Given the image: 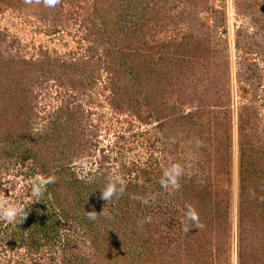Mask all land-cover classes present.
Listing matches in <instances>:
<instances>
[{"label":"rangeland","instance_id":"1","mask_svg":"<svg viewBox=\"0 0 264 264\" xmlns=\"http://www.w3.org/2000/svg\"><path fill=\"white\" fill-rule=\"evenodd\" d=\"M241 149L264 157V0H0V194L27 214L0 220V264H264V177ZM111 172L127 189L107 202ZM185 203L212 240L198 259Z\"/></svg>","mask_w":264,"mask_h":264},{"label":"clouds","instance_id":"2","mask_svg":"<svg viewBox=\"0 0 264 264\" xmlns=\"http://www.w3.org/2000/svg\"><path fill=\"white\" fill-rule=\"evenodd\" d=\"M25 4H43L47 8H55L61 3V0H24ZM184 175V168L179 163L169 162L162 168V176L160 179L161 188L165 190L177 191L180 188V179ZM57 182V177L52 174L47 177L43 175H37L31 182V195L34 197L33 201H40L48 185ZM127 189V183L125 179L116 172L109 173L104 181L101 190V199L109 202L114 197L119 198L124 195ZM253 197L255 193H252ZM133 199L139 200L142 205H148L150 200H154V197L134 196ZM31 201V202H33ZM100 214H105L102 211ZM26 210L23 206L14 204L7 200L3 194H0V220H5L9 223H21L26 218ZM86 216L89 220L97 219L96 211L86 212ZM184 220L181 222V230L189 232L190 228H202L203 225L200 222V216L197 209L191 203H185L183 210ZM152 218L150 216L145 217L140 224L151 223Z\"/></svg>","mask_w":264,"mask_h":264},{"label":"trees","instance_id":"3","mask_svg":"<svg viewBox=\"0 0 264 264\" xmlns=\"http://www.w3.org/2000/svg\"><path fill=\"white\" fill-rule=\"evenodd\" d=\"M134 33V31L132 32V34ZM181 44H177V45H174V46H172V50H171V52L172 53H178V54H180V52H181V50H183L184 51V49H183V46L184 45H181ZM166 55H171L170 53H167L166 52ZM160 60H162V58H160ZM164 61H165V59H164ZM132 66V71H135V70H133V69H135V68H137L138 66L137 65H134V64H132L131 65ZM259 150V149H258ZM260 151V150H259ZM245 153H246V151L244 150V149H241V152H240V155H239V163H240V172L241 173H244V174H247V175H250V173H253L254 175H260V176H263L264 177V171H263V169H261V172H256V171H254L253 169L255 168L254 166H255V164H256V161H255V159L256 158H258V159H261V158H264L263 156H257L256 154V152H254L253 154H250V152H249V154H247V155H245ZM261 153H263V151L261 152ZM252 155V156H251ZM249 161H252L251 163H250V165L251 166H253L252 168H250V165H249ZM244 187V186H243ZM256 188V187H255ZM208 189H211L210 187H207V188H205V189H198V191H197V193L199 194V193H205L207 196H208V198H209V200L212 202V203H216L217 204V202H218V204L220 205V203H219V199H217V195L215 194V190L214 189H212V190H208ZM187 194V193H186ZM181 196H184L185 197V194L184 195H181ZM195 197V196H194ZM264 198V196L262 197V199ZM264 200V199H263ZM243 201L241 202V205L243 206ZM218 215L216 214V217H217ZM220 217H222V214L220 215ZM243 220V215H241V221ZM209 222L207 221V224H208ZM211 224H209V225H207V227H209ZM195 229V228H194ZM194 232H196L197 233V243L199 244L198 245V247H197V253H196V255H198V257L196 256H192L193 258H195V259H198L200 256H201V253H202V251H206L205 250V248H207L208 249V252H209V250H211V247H212V240L211 241H209L208 240V244L207 243H204L202 240H198V235H199V233L201 234V230H199L198 228H196V230H194ZM207 239V238H206ZM207 245H208V247H207ZM200 249V250H199ZM192 258V259H193Z\"/></svg>","mask_w":264,"mask_h":264}]
</instances>
